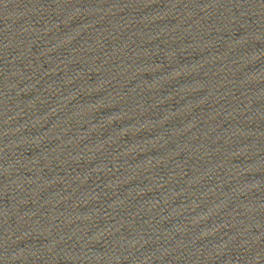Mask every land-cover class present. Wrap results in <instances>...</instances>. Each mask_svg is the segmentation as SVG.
Returning a JSON list of instances; mask_svg holds the SVG:
<instances>
[{
    "label": "water",
    "instance_id": "water-1",
    "mask_svg": "<svg viewBox=\"0 0 264 264\" xmlns=\"http://www.w3.org/2000/svg\"><path fill=\"white\" fill-rule=\"evenodd\" d=\"M0 264H264V0H0Z\"/></svg>",
    "mask_w": 264,
    "mask_h": 264
}]
</instances>
